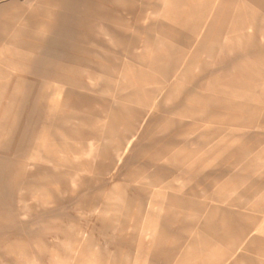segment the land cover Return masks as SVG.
Listing matches in <instances>:
<instances>
[{
  "label": "rangeland",
  "instance_id": "1",
  "mask_svg": "<svg viewBox=\"0 0 264 264\" xmlns=\"http://www.w3.org/2000/svg\"><path fill=\"white\" fill-rule=\"evenodd\" d=\"M1 29L0 264H264V0H0Z\"/></svg>",
  "mask_w": 264,
  "mask_h": 264
},
{
  "label": "crops",
  "instance_id": "2",
  "mask_svg": "<svg viewBox=\"0 0 264 264\" xmlns=\"http://www.w3.org/2000/svg\"><path fill=\"white\" fill-rule=\"evenodd\" d=\"M1 30H2V31H1ZM1 30H0V33H1L0 35L9 34L5 29H1Z\"/></svg>",
  "mask_w": 264,
  "mask_h": 264
}]
</instances>
